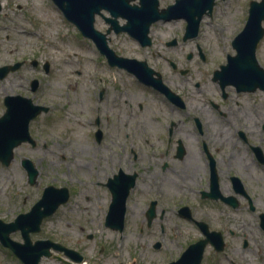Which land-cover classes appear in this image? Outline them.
Masks as SVG:
<instances>
[{
	"label": "flooded vegetation",
	"instance_id": "1",
	"mask_svg": "<svg viewBox=\"0 0 264 264\" xmlns=\"http://www.w3.org/2000/svg\"><path fill=\"white\" fill-rule=\"evenodd\" d=\"M205 15L192 37H184V17L152 22L146 44L126 31L107 33L115 55L142 62L143 73L113 65L103 55L118 77H112V90L107 85L98 90L94 136L110 174L102 168L105 173L96 181L110 195L106 215L116 210L123 217L119 227L105 224V215L104 226L122 232L128 216L140 218L139 232L160 235L152 239L154 250L167 234L198 233L168 264L193 242L208 238L204 231L220 233L221 239L205 248L216 255L230 252L231 264H264V89L240 88L215 75L223 63L211 67L198 40ZM174 19L183 20V30L165 38L156 24ZM112 34L125 35L133 48L113 46ZM33 139L25 143L38 146ZM251 219L260 238L246 228Z\"/></svg>",
	"mask_w": 264,
	"mask_h": 264
},
{
	"label": "rangeland",
	"instance_id": "2",
	"mask_svg": "<svg viewBox=\"0 0 264 264\" xmlns=\"http://www.w3.org/2000/svg\"><path fill=\"white\" fill-rule=\"evenodd\" d=\"M158 1L160 7L174 2ZM249 1L215 0L211 15L204 16L198 40L207 51L211 67L224 63L228 53H235L231 40L246 23ZM0 4V66L25 61L19 69L0 79V116L5 110V95L21 94L36 104L49 106L46 113L30 122L29 130L38 146L22 143L14 149L9 165L0 163V219L8 222L18 213L28 211L45 185L66 186L68 200L43 219L40 230L31 233L32 240L51 239L72 248L82 254L87 264H163L165 261L168 264L180 253V245L198 233L187 231L176 237L167 234L164 245L154 250L152 239L158 240L160 235L139 232L136 225L140 218L128 216L127 227L122 232L104 226L110 195L96 179L103 177L105 171L110 174V169L103 164L102 144L96 142L93 119L99 88L107 85L112 90V77H118L117 72L106 67L94 43L83 37L51 0H0ZM94 24L101 31L107 27L99 15ZM156 25L165 30L166 38L179 34L184 22L174 19ZM113 42V46L129 44L133 48L122 34L113 36ZM184 48L189 49L190 43ZM256 55L264 68V34ZM34 78L39 81L35 92L30 89ZM22 158L32 160L38 171L33 184L28 182ZM251 221L246 228L253 231L252 237L260 238L257 224ZM10 237L22 240L18 230ZM230 259V252L216 255L207 246L201 264H231ZM234 260L241 261L240 257ZM0 264L23 263L0 243ZM39 264L65 263L42 257Z\"/></svg>",
	"mask_w": 264,
	"mask_h": 264
},
{
	"label": "water",
	"instance_id": "3",
	"mask_svg": "<svg viewBox=\"0 0 264 264\" xmlns=\"http://www.w3.org/2000/svg\"><path fill=\"white\" fill-rule=\"evenodd\" d=\"M62 11L64 16L74 23L83 36L92 39L99 50L113 65L124 66L137 74H142L139 67L142 62L135 58L115 55L107 43V33L111 29L119 33L126 31L138 38L143 44L149 42V25L158 19H170L184 17L187 21L184 37H192L197 34L199 22L204 13L210 15L215 0H175L174 3L160 8L158 0H52ZM1 9V5H0ZM103 11L108 13L105 16ZM96 14L104 17L109 25L106 32L100 31L94 26ZM118 18L125 20L123 24ZM264 20V0H251L248 8V17L242 30L233 38L232 46L235 54L227 55V61L215 71V75L221 80L231 82L236 86L248 90L256 87L264 89V68L256 57V48L264 34L262 26ZM23 61L0 66V79L10 71L18 69ZM48 68V63L44 65ZM157 83V81H156ZM38 81H31V88H37ZM5 112L0 116V162L8 165L13 159V149L24 141L34 143L30 136L28 126L31 119L48 107L35 104L30 97L20 94L6 95L4 97ZM27 171L28 182L34 183L38 174L33 162L28 158L21 161ZM68 199L66 187L45 188L41 198L32 205L26 213L18 214L14 220L4 222L0 219V242L9 247L24 264H39L42 255H51L50 247L63 250L71 259L80 262L82 256L64 246L52 242L49 239L30 240V232L40 230L42 219L52 214L56 208ZM119 195L115 194L113 208L117 209ZM123 217L121 212L110 211L106 216V224L121 227ZM200 225L205 226L204 222ZM264 226V220H263ZM20 230L23 242H18L10 237V233ZM208 238L200 239L190 244L181 257L170 264H200L204 247L208 241L215 242L221 239L219 232L204 231ZM219 246L218 248H220Z\"/></svg>",
	"mask_w": 264,
	"mask_h": 264
}]
</instances>
